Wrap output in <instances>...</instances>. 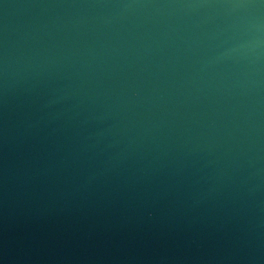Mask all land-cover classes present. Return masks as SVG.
<instances>
[{"label":"water","instance_id":"obj_1","mask_svg":"<svg viewBox=\"0 0 264 264\" xmlns=\"http://www.w3.org/2000/svg\"><path fill=\"white\" fill-rule=\"evenodd\" d=\"M0 264H264V0H0Z\"/></svg>","mask_w":264,"mask_h":264}]
</instances>
